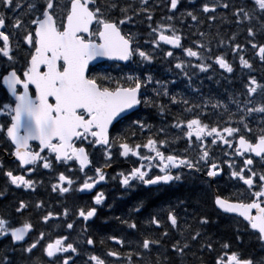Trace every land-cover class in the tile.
Returning <instances> with one entry per match:
<instances>
[{"label": "snow or ice", "instance_id": "1", "mask_svg": "<svg viewBox=\"0 0 264 264\" xmlns=\"http://www.w3.org/2000/svg\"><path fill=\"white\" fill-rule=\"evenodd\" d=\"M189 5L165 0L168 14L153 22L150 0H0V141L9 146L15 164L0 163L5 178L0 264H76L74 257L82 255L83 264H264V78L253 75L256 63L264 68V0H189ZM138 19L148 29L143 45L123 27ZM178 19L182 24L190 19L189 28L195 27L193 35L199 38L186 45L187 37L173 23ZM218 23L234 24L245 33L243 43L235 31L225 37L219 27L201 30ZM213 45L223 51H214ZM158 57L179 70L199 100L173 92L169 84L175 86L176 80L163 81L143 70ZM105 60L123 62L116 65L120 75H113ZM236 61L240 87H225L226 99L205 97L199 86L193 87L196 70L208 73L214 65L229 74L225 80L231 85ZM150 85L152 97L147 95ZM142 104L161 118L171 116V122L135 143L119 129L127 122L129 129L150 130L139 114ZM169 105L182 106L179 114L172 115ZM171 129L176 131L170 135ZM181 139L184 154L171 149ZM216 150L223 154L219 160ZM98 154L102 165L94 163ZM116 154L142 162L119 174L122 195L141 185L157 191L190 185L201 205L194 210L195 227L182 222L178 209L185 217L190 213L187 200L178 199L169 205L166 223L150 215L147 223L155 227L135 247L123 251L125 240L111 235L108 240L120 248L109 247L100 255L87 232L106 199L102 192L90 204L71 210L62 206V211L43 200H9V193H36L44 184L39 177L46 175L54 177L49 190L57 197L90 193L105 181L104 169ZM153 167L159 172L149 175ZM225 175L244 187L223 195L219 184ZM143 206L140 202L128 215L113 219L138 231L132 214ZM30 209L44 230L37 228ZM221 220L229 222L227 238L210 231ZM54 223L61 230L53 229ZM78 225L86 249L79 238H71ZM256 246L259 255L249 251Z\"/></svg>", "mask_w": 264, "mask_h": 264}, {"label": "flooded vegetation", "instance_id": "2", "mask_svg": "<svg viewBox=\"0 0 264 264\" xmlns=\"http://www.w3.org/2000/svg\"><path fill=\"white\" fill-rule=\"evenodd\" d=\"M122 2H124V0H122ZM126 2H134V0H126ZM135 2L138 3V0H135ZM200 2V0H196V3L198 4ZM182 4L189 6V0H182ZM150 6L153 7L154 10H156V7L159 8V15L160 18L162 16L166 15V11H165V1L164 0H150ZM9 16L12 15V13H8ZM174 23V22H173ZM192 22L189 20L185 21L183 23V27H182V31L184 32L185 36L187 37V39L184 41V43L186 45L190 44L191 40L194 39H198V36L193 35L194 32H196V28H189V24H191ZM221 26L222 30H224L225 32H228V30H231L232 32H239L238 28L234 25V24H230V23H224V24H220L218 23L217 25H214L211 29L208 28V25H202L201 26V30L203 31H212L215 32L217 30V27ZM223 26L225 27V29L223 28ZM242 35H245V33H243ZM241 43H243L244 40L239 39ZM213 50L214 51H223V49L217 50L215 48V45H213ZM228 59L231 61L232 56L231 53H229L228 55ZM209 63H211V61H209ZM214 70L210 69V72L212 73H217V71H219V67L217 65L213 66ZM264 73V71H263ZM3 119V118H0ZM36 143H33V146H35ZM8 145H6L3 141H0V163H3L5 165V167H15L14 163H10L13 158L9 155L8 152ZM142 150V149H141ZM171 150V149H170ZM218 160L220 158H217ZM116 157L114 155L113 160L110 164L109 167H106L104 169L105 173H106V179H105V183L104 184H100V185H96V187L92 190V192L90 193H79V192H75L72 191L68 194H66V197H57V194L55 193H51L49 190V182L52 181L54 179L53 176H41L39 177L40 179H42L44 181V184L39 186L37 189L36 193H32V194H28V193H24L23 195L17 191L16 193H9V200H13V199H19L24 198L26 200L29 201H36V200H43L46 202V204L50 205L52 207L53 210H61L62 211V206H67L71 209H74L76 205L79 206H84L86 204H90L91 203V197L96 193V192H102L105 196V201L103 203V205L98 206V216L101 215H107L109 217L114 216L115 214L117 215V203L116 202H123L126 199V195H131L133 192L135 194H137V197H141V191L144 190H149V192L153 193L154 195H156V198H160V196L165 195H171V193H173L174 190L180 188L181 184H174L172 186H162L158 191L154 190L152 188H145L144 186H138L137 188H135L134 190L128 192L127 194H123V189L120 187L119 185V174L120 173H126L127 172V165L125 162L122 163V165H116L115 163ZM94 163L96 165H102L103 164V159L102 157L99 156V154L94 158ZM142 162L138 160V158L135 161V166H140ZM146 164V162H144ZM133 166L130 165L129 169H131ZM225 171H227V165H223ZM63 170V169H61ZM149 175L152 174H156L159 172L158 168L153 167L152 169H149ZM175 171V170H174ZM94 174V170L89 172V175H93ZM5 183V178L0 176V186H3ZM75 187V186H74ZM244 186L242 184H237V182L235 181H230L229 177L227 175L224 176L223 180L220 182L219 184V191L223 194V195H229V194H234L237 193V191L241 188H243ZM217 189L214 187V191H216ZM158 198L159 202L160 199ZM162 201V200H161ZM109 205L113 206V210L110 211V207ZM158 205H156L157 207ZM30 213H33V210L30 209L29 210ZM160 216V215H159ZM109 217H107L106 223L108 226H112L115 225V222H110ZM33 219L34 222L37 223V228L39 230H44L43 228L40 227L38 221H36L35 218V214L33 213ZM104 220L103 218H98L96 220L93 221H89V227H88V232L87 235H91L93 236V238L96 235V230L95 228H98L100 226L101 221ZM222 222H224L226 224V227L228 228L229 222L227 220H221ZM223 225V224H222ZM124 225H120L121 229L123 228ZM83 226L82 225H78L75 232H73L72 234V240L75 242L78 240V238L80 239V247L82 249H86L88 248L87 245H85L82 242V237H81V228ZM52 228L59 231L61 229H57L56 225L53 224ZM120 230V229H119ZM116 232V231H114ZM108 235H113L114 233L112 231H107ZM99 236V235H98ZM96 247H102L103 249H107L109 248V246L105 245V244H100L99 246ZM97 249V248H95ZM94 249V250H95ZM74 259L76 260V264H83L84 260L86 259V256H80V257H74Z\"/></svg>", "mask_w": 264, "mask_h": 264}, {"label": "trees", "instance_id": "3", "mask_svg": "<svg viewBox=\"0 0 264 264\" xmlns=\"http://www.w3.org/2000/svg\"><path fill=\"white\" fill-rule=\"evenodd\" d=\"M218 27H219V30L221 31V33L225 37L230 36L232 34L230 32V30H228V32H225L224 30H222L221 26H218ZM223 28L225 29L224 26H223ZM238 33H239L238 39L244 40V36L245 35H242V32H240V30H239ZM144 107L139 112L141 118H143V116H142L143 113L142 112L144 110ZM149 126H150V130H153V132H155L156 129H158L161 125L149 124ZM120 128L123 129L120 132H122V133L126 132V136L129 138V140L136 143L135 136H133V132H135V135H137L138 131H136L135 128L134 129H129L127 122H125V128L126 129L123 128V127H120ZM148 135H150V134H148ZM145 140L146 139H143V138L139 139L140 142H143ZM178 142L181 144L180 141H178ZM172 146L173 145H171V147ZM179 147H181V145L173 146V148L175 150L178 149ZM189 189H190V185L183 186L181 188V190H176L173 193H171V196L170 195H166V197H165V195H163V196H160V198L158 197L160 199V202H161V200L164 201L161 204L165 203L161 207L162 209L165 210V212H164V214H161L159 216V218L162 220V222L166 223V212H167L168 207L170 205L168 201H173L172 204H175L178 199H186L187 203H188V207H189L188 210H190L191 214L186 218L183 215V211L181 212L182 209H178V211L181 214L182 222H183V220L186 219L189 224H192L195 227V219H194L195 212H194V210L200 208L201 205L198 202L196 194L191 193L189 191ZM141 194H142L141 197H137V194H135L133 192L131 195H128V194L126 195V199L123 202V204H122V202H116L117 205H118L117 206V213H118L117 215L115 214L112 217H109L107 215H101L100 216V218H103V219H106V220H107V217H109L110 221L115 222V225H112V226H108V225L101 226L100 225L98 228H95L96 235H99V236L94 238L95 241H96V244L99 243V241L104 240V238L106 237L105 235H103L104 234L103 232L112 231L114 233V235H117V236H119V237H121V238H123L125 240V247H124L123 251H127L129 245L135 247L136 240L139 239L142 234H149L151 232L152 228H154L155 226H151L150 227L148 225L147 221L149 220L150 215H153V211H154L156 205L159 204V200H158V198H156L157 196L154 195L153 193L149 192V190H144L143 189L141 191ZM140 202H143L144 206L140 209L139 213L132 214V218L135 219L136 222H137L138 231H133V230L127 229L126 226H123V228L121 229L119 222L115 221L113 219V217L128 215L130 213V210L135 205H137ZM112 210H113V206L110 207V211H112ZM205 210H209L210 211V207L206 208ZM102 222H103V220L101 221V223ZM102 229L104 230L103 232L101 231ZM162 230L163 229H161L160 231H162ZM114 231H116V232H114ZM210 231L214 232L217 236H220V237L227 238L229 236L228 228L226 227V225H223V226L215 225V226H213L210 229ZM156 234L158 235V233H156ZM173 235H175L174 232H173ZM165 245L170 247V241L166 240L165 241ZM119 248H120V246L119 247L117 246L115 249H119ZM107 249H103L101 251V255H103V253ZM161 251H163V249H161ZM249 251L250 252H254L257 255L260 254V249H259L258 246H256L255 249H249ZM153 255H155V254H153ZM193 259L194 258L191 255H189L187 257L188 261H192Z\"/></svg>", "mask_w": 264, "mask_h": 264}, {"label": "rangeland", "instance_id": "4", "mask_svg": "<svg viewBox=\"0 0 264 264\" xmlns=\"http://www.w3.org/2000/svg\"><path fill=\"white\" fill-rule=\"evenodd\" d=\"M143 45V44H142ZM144 47L147 49L148 48V45H144ZM178 54V53H177ZM158 60H161L162 61V64H164V65H167V64H169L167 61H165V60H163L161 57H158L157 58ZM169 59H171V58H169ZM170 65V64H169ZM152 66V65H151ZM151 66H148V67H151ZM109 67V66H108ZM170 67H171V65H170ZM132 69H134V66L132 67ZM115 70L116 71H118L119 73H120V69L119 68H115ZM124 71L125 72H127L128 71V69H124ZM179 71V70H178ZM245 71H247V70H245ZM177 77L178 78H180V81H179V83H181L182 85H185V81H186V79L183 77V75H178L177 74ZM193 80H194V82L196 83V84H204L205 82H211L212 83V79H208L207 77H204V75L203 76H201V78H198V76L197 75H194L193 76ZM194 83V84H195ZM151 86V85H150ZM239 87H240V80H239V85H238ZM180 111V110H179ZM185 115H188V114H185ZM176 130L175 129H171L170 130V135L172 134V133H174ZM178 142V140L177 141H175L174 142V144L175 143H177ZM184 154V153H183ZM222 156H223V154L219 151V150H216V152H215V157L216 158H222ZM160 203V202H159ZM104 235V234H103Z\"/></svg>", "mask_w": 264, "mask_h": 264}, {"label": "bare ground", "instance_id": "5", "mask_svg": "<svg viewBox=\"0 0 264 264\" xmlns=\"http://www.w3.org/2000/svg\"><path fill=\"white\" fill-rule=\"evenodd\" d=\"M174 192V191H173ZM165 195V194H164ZM171 196V195H170ZM165 197H166V195H165ZM162 202H164L163 200L158 204L159 206H157V207H155V209H154V211H153V214H155V215H161V214H164V212H165V210L164 209H162L161 207L165 204H161ZM169 202V204H172V202L173 201H168ZM161 204V205H160ZM188 209H189V207H188ZM189 211V213H190V210H188ZM181 212H182V210H181ZM191 214V213H190ZM184 215V214H183ZM185 217V216H184ZM188 217V216H187ZM186 217V218H187ZM226 225L224 222H222V221H220L217 225L219 226V225H221V226H223V225Z\"/></svg>", "mask_w": 264, "mask_h": 264}, {"label": "water", "instance_id": "6", "mask_svg": "<svg viewBox=\"0 0 264 264\" xmlns=\"http://www.w3.org/2000/svg\"><path fill=\"white\" fill-rule=\"evenodd\" d=\"M106 61V60H105ZM104 62V61H103ZM117 63H123V62H117Z\"/></svg>", "mask_w": 264, "mask_h": 264}]
</instances>
